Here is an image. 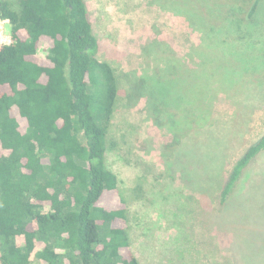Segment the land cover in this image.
<instances>
[{"label": "trees", "instance_id": "trees-1", "mask_svg": "<svg viewBox=\"0 0 264 264\" xmlns=\"http://www.w3.org/2000/svg\"><path fill=\"white\" fill-rule=\"evenodd\" d=\"M196 1L154 0L179 14ZM261 1L229 7V31L240 19L255 23ZM193 13L187 16L195 25ZM0 14L12 32V42L0 46V264H141L128 202L107 161L121 80L129 104L143 101L152 122L171 132L175 155L165 161L171 178L179 173L203 196L197 181L210 176L211 191L227 170L226 155L200 136L219 123L212 108L226 65L223 48L212 40L210 52L194 48L186 60L148 40L144 54L157 55L158 64L146 60L120 74L98 55L86 0H0ZM263 151L264 134L232 165L222 202Z\"/></svg>", "mask_w": 264, "mask_h": 264}, {"label": "rangeland", "instance_id": "rangeland-1", "mask_svg": "<svg viewBox=\"0 0 264 264\" xmlns=\"http://www.w3.org/2000/svg\"><path fill=\"white\" fill-rule=\"evenodd\" d=\"M214 1L198 0L179 14L171 4L154 0H86L100 41L98 55L120 74L140 70L146 60L158 64L157 55L149 59L143 51L153 39L186 60L194 48L210 52L213 40L223 48L229 71L214 89L212 113L219 123L200 132L205 146L209 139L218 156L226 155L227 170L222 167L211 191L210 176L197 181L203 196L188 189L179 173L171 178L165 164L175 155L171 132L152 122L143 101L129 104L128 84L121 80L107 161L128 202L132 249L141 264H264V151L244 169L228 200H221L232 165L264 134V0L255 23L240 19L232 31L228 8L245 3L246 8L253 0H216L218 6ZM187 11L194 12L195 25ZM213 26L223 27L219 36Z\"/></svg>", "mask_w": 264, "mask_h": 264}, {"label": "built area", "instance_id": "built-area-1", "mask_svg": "<svg viewBox=\"0 0 264 264\" xmlns=\"http://www.w3.org/2000/svg\"><path fill=\"white\" fill-rule=\"evenodd\" d=\"M8 26H11V20L0 14V46L12 42V32L7 29Z\"/></svg>", "mask_w": 264, "mask_h": 264}]
</instances>
